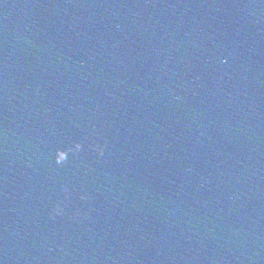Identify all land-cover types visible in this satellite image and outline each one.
I'll return each mask as SVG.
<instances>
[{"label": "water", "instance_id": "water-1", "mask_svg": "<svg viewBox=\"0 0 264 264\" xmlns=\"http://www.w3.org/2000/svg\"><path fill=\"white\" fill-rule=\"evenodd\" d=\"M0 264H264V0H0Z\"/></svg>", "mask_w": 264, "mask_h": 264}]
</instances>
